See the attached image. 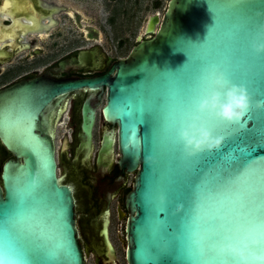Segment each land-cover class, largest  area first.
I'll return each instance as SVG.
<instances>
[{
    "label": "water",
    "instance_id": "95a60500",
    "mask_svg": "<svg viewBox=\"0 0 264 264\" xmlns=\"http://www.w3.org/2000/svg\"><path fill=\"white\" fill-rule=\"evenodd\" d=\"M32 1L33 4L27 0H0V48L7 44L18 49L22 41L27 46L0 64V88L33 72L40 73L76 50L96 49L99 58L104 54L110 60L127 57L114 61L102 75L64 80L39 77L0 90L4 100L22 94L30 97L33 135L45 147L43 159L47 165L43 171L38 169L37 157L21 145L17 129L11 133L0 130V140L13 157L8 159L0 148V200L8 198L10 181L20 188L34 181L38 214L50 222L53 235L61 230L58 221L63 220L75 254L73 264H137L142 235L153 223H163L174 215L172 208L183 199L180 193L185 173L179 157L184 149L176 133L193 111L194 101L204 93L203 73L213 65L226 68L237 78L236 83L254 74L255 89H247L254 98L252 106L257 99H264V60L254 68L243 62L246 54H253L250 42L254 34L237 31L236 25L243 23V18L234 15L237 8H247L259 16L264 0H242L240 4L222 0L225 11L219 17L211 8L214 0ZM14 14L28 20L14 18ZM9 20L11 23L5 26L3 23ZM9 58L0 49V60ZM87 61L88 54L82 52L71 59V65L80 68ZM79 90H100L98 98L105 92V105L98 111L102 107L105 122L117 130L105 133L99 163L105 155H113L117 142L118 168L129 174L123 187L130 189L125 197L128 215L119 212V217L112 216L110 223L105 222L106 248L100 253L90 242L95 222L89 217L88 226L84 215L79 189L83 172L65 168L60 157L57 167L53 135L38 131V118L44 107L56 97ZM153 98L165 100L163 110L175 117L170 132L157 128L155 140L145 134L151 128L150 116L142 128L121 118L125 105L148 106ZM88 101L82 111L83 135L78 146V152L86 150V154L93 148L95 123V110ZM253 118L260 121L257 135H264V114L254 111L249 117L247 112L242 122L248 125ZM102 122L97 121L95 148ZM225 131L218 126L214 134L223 135ZM63 133L58 130V141ZM224 151L208 157L207 170L226 166L227 161L221 160ZM262 157L264 151H257V166L264 164ZM72 190L76 194L77 216ZM120 194L122 197V191ZM164 197L171 201L168 211H158Z\"/></svg>",
    "mask_w": 264,
    "mask_h": 264
},
{
    "label": "snow or ice",
    "instance_id": "6c2138e0",
    "mask_svg": "<svg viewBox=\"0 0 264 264\" xmlns=\"http://www.w3.org/2000/svg\"><path fill=\"white\" fill-rule=\"evenodd\" d=\"M234 4L242 0H232ZM222 0H214L212 11L218 17L224 14ZM234 15L243 18L236 25L237 31L254 34L250 46L264 42V9L259 16L247 8H237ZM264 56L245 55L244 63L257 66ZM210 70L225 74L230 83L255 89V75L249 74L241 83L226 68L213 65ZM249 94V92H248ZM264 95V90H261ZM251 106L264 114V99H257ZM165 100L153 98L148 106L125 105L121 118L141 128L146 117H151V128L146 137L156 139L157 128L168 133L175 126V117L165 112ZM30 97L19 95L9 100L0 97V130L11 133L17 129L21 145L37 157L39 170L47 166L43 159L44 145L33 135ZM245 125H228L210 121L215 131L223 126L221 147L214 152H188L179 157L184 170L183 199L172 208L175 214L163 223H153L142 235L137 249V264H264V164L254 163L257 151H264V135H257L260 121L256 118ZM185 121H182L184 123ZM135 143V139H133ZM225 149L221 156L227 161L216 170H207L208 157ZM261 159H264L262 157ZM30 175V173H29ZM36 183L30 181L24 188L10 181L9 195L0 200V264H73L75 254L69 243V232L63 220L60 231L51 232V224L38 214L34 191ZM187 202V208L185 207ZM167 201L158 211H168Z\"/></svg>",
    "mask_w": 264,
    "mask_h": 264
},
{
    "label": "flooded vegetation",
    "instance_id": "af4514ba",
    "mask_svg": "<svg viewBox=\"0 0 264 264\" xmlns=\"http://www.w3.org/2000/svg\"><path fill=\"white\" fill-rule=\"evenodd\" d=\"M28 1H30L31 3L33 2L32 0H27V2ZM35 11L36 13L39 12L37 9H35ZM12 16L14 18L20 17L19 19L22 21L28 20V18H24L21 15L14 14ZM42 20L43 19L40 18L39 21ZM10 23L11 21L9 20L7 23L3 24L7 26ZM35 23L37 24V22ZM26 47L27 46L23 43V41L21 47H18V49L10 48V45L7 44L4 45L0 49L4 50L7 54H9L10 58L6 60H0V64L9 61L16 53L25 50ZM32 49L33 48H31L30 51ZM82 52L88 54L87 64L83 65L80 68L73 67L71 65V59L78 58L79 54ZM123 58L110 60L104 54L102 58H99L97 56L96 49L76 50L70 55L59 60L55 65H50L49 67H46L40 73L33 72L29 76L19 78L13 83L2 86L0 90L10 87L18 82L31 80L39 77L49 80H64L72 77H91L96 75H102L107 72L110 65L114 61ZM99 95L100 90H79L56 97L49 104H47L44 109L40 112L38 118V131H43L44 133L53 135L56 164L58 163L60 157L65 168H76L83 172V178L79 183V189L82 193L81 198L84 202L83 204L85 205L84 215H86V220H88V226L91 220H94L95 222V227L92 232L93 235L90 237V242H92L91 247H93V249L100 253L101 249L106 248L105 222L107 221V224L110 223V218H112V216L119 217V212H122L124 216L128 215V212L125 207V197L130 191V189L123 188L126 184L129 174L121 172L118 168L119 155L117 149V142H115L114 145L113 155L111 157L105 155L99 163V150L101 148L105 133L110 134L114 130H117V127H112L111 125L105 122L101 111L102 107L105 105V92L101 95L100 98H98ZM90 97L91 99L89 100ZM87 101L89 107L95 110V123L92 130L93 148L89 154H86V150L78 152V146L82 140L83 135L81 127L82 111ZM100 106H102L101 110L98 111V108ZM98 119L102 120L103 122L101 124V129H99V140L95 148V138L98 131ZM59 129L61 131L64 130V133L60 134L62 135V137L58 141L56 138L57 136H59ZM58 143L60 144L59 146ZM0 148L9 156L8 159L13 158L12 155L5 148L1 140ZM90 179L94 180V183H92ZM66 185H69L71 187L70 184ZM121 191L123 193L122 197L120 194ZM72 192L75 199V214L77 216L76 194L73 190ZM119 197L120 200L118 201ZM89 217H92L90 221ZM79 244L81 247L80 241Z\"/></svg>",
    "mask_w": 264,
    "mask_h": 264
},
{
    "label": "clouds",
    "instance_id": "9594fccd",
    "mask_svg": "<svg viewBox=\"0 0 264 264\" xmlns=\"http://www.w3.org/2000/svg\"><path fill=\"white\" fill-rule=\"evenodd\" d=\"M251 49L254 55L264 56V42L253 43ZM202 82L204 93L194 101L193 111L176 133L183 149L194 153L214 152L221 147L223 137L214 134L210 121L239 124L251 106L247 89L230 83L218 70L208 71ZM257 106L264 104L258 102Z\"/></svg>",
    "mask_w": 264,
    "mask_h": 264
}]
</instances>
